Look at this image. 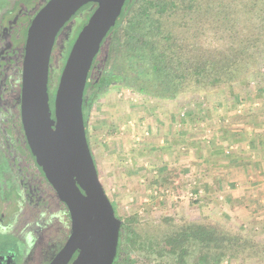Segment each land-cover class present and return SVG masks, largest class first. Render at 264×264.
I'll use <instances>...</instances> for the list:
<instances>
[{"label":"rangeland","instance_id":"rangeland-1","mask_svg":"<svg viewBox=\"0 0 264 264\" xmlns=\"http://www.w3.org/2000/svg\"><path fill=\"white\" fill-rule=\"evenodd\" d=\"M210 1L224 13L219 17L214 5L201 11L209 14L197 41L206 47L227 53L228 30L215 26L226 15L223 20L235 17L234 28L241 32H256L264 21L256 0ZM15 2L0 0V10ZM76 37L74 32L50 72V106ZM251 52L246 60L234 58L231 79L196 86L189 78L173 99L136 90L133 83L143 67L135 62L125 69L130 82L100 91L87 122L98 178L117 218L132 219L142 236L160 238L167 228L164 218L179 225L208 219L264 246V44ZM113 72L109 66L107 73ZM130 256L137 264L154 263V256L150 261L141 253ZM224 264H264V259L236 253Z\"/></svg>","mask_w":264,"mask_h":264},{"label":"trees","instance_id":"trees-1","mask_svg":"<svg viewBox=\"0 0 264 264\" xmlns=\"http://www.w3.org/2000/svg\"><path fill=\"white\" fill-rule=\"evenodd\" d=\"M255 3L262 5L264 13V0ZM216 4L210 0H129V18L128 13H121L117 27L103 41L108 51L106 70L98 83L92 77L85 85L82 112L88 145L87 122L100 91L113 82H130V75H125L130 62L143 67L141 77L133 83L136 90L173 99L189 78H194L196 86L231 79L237 63L234 58L239 55L246 60L254 54L252 49L264 44V19L256 32H241L234 28L235 17L223 20L227 15L220 22L222 25L215 23L217 29L226 26L228 30L227 53L197 41L204 27L201 21L209 14L201 11L213 9L214 5L216 12L221 13L219 17L224 13ZM109 66L114 70L112 75L107 73ZM92 158L96 166L93 155ZM114 212L116 215L115 209ZM126 221H121L118 232V264H137L131 253H141L145 261L154 256L153 264H224L228 256L236 253L247 259H264V246L251 235L227 231L208 219L179 225L164 218L166 230L160 238L152 239L137 232L132 219Z\"/></svg>","mask_w":264,"mask_h":264},{"label":"water","instance_id":"water-1","mask_svg":"<svg viewBox=\"0 0 264 264\" xmlns=\"http://www.w3.org/2000/svg\"><path fill=\"white\" fill-rule=\"evenodd\" d=\"M88 3L96 8L68 53L51 111L47 82L52 47L59 40L60 29ZM124 3L48 0L27 29L21 64L23 130L38 165L71 218L70 236L49 264H67L75 251L78 254L70 264H118L121 220L99 181L85 134L82 103L93 59L109 38Z\"/></svg>","mask_w":264,"mask_h":264},{"label":"flooded vegetation","instance_id":"flooded-vegetation-1","mask_svg":"<svg viewBox=\"0 0 264 264\" xmlns=\"http://www.w3.org/2000/svg\"><path fill=\"white\" fill-rule=\"evenodd\" d=\"M46 1L16 0L12 8L0 10V264H49L71 233L68 207L59 199L28 146L20 112L26 33ZM88 4L77 10L58 32L48 79L58 67L71 36L74 32L77 36L96 8V4ZM121 13H128L129 18V0H125ZM116 27L115 22L109 32ZM107 62L108 51L103 42L88 79L93 77L98 83ZM50 108L53 111V104ZM77 254L75 251L67 264Z\"/></svg>","mask_w":264,"mask_h":264},{"label":"crops","instance_id":"crops-1","mask_svg":"<svg viewBox=\"0 0 264 264\" xmlns=\"http://www.w3.org/2000/svg\"><path fill=\"white\" fill-rule=\"evenodd\" d=\"M92 110V109H91ZM90 113H91V111H90ZM90 115V114H89ZM89 119V118H88ZM87 129H88V127H87ZM262 136V135H261ZM259 140H261V139H259ZM88 141H89V146H90V150H91V153H92V155H93V157H94V160H95V162H96V158H95V155H94V153H93V151H92V148H91V138L89 137V133H88ZM96 166H97V162H96ZM97 171H98V168H97ZM99 177V176H98Z\"/></svg>","mask_w":264,"mask_h":264}]
</instances>
